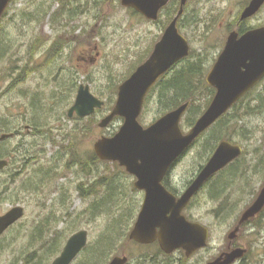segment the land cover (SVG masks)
<instances>
[{
    "label": "rangeland",
    "instance_id": "obj_1",
    "mask_svg": "<svg viewBox=\"0 0 264 264\" xmlns=\"http://www.w3.org/2000/svg\"><path fill=\"white\" fill-rule=\"evenodd\" d=\"M247 1L189 0L186 19L196 21L187 28L184 26L183 33L191 38V46L198 51L209 46L216 49L228 25L232 26L234 15ZM203 20L208 26L203 25ZM260 21L264 23V10L251 22ZM161 36L158 23L123 6L121 0H13L8 6L0 19V137L5 133L17 134L0 142L1 156L11 158L9 168L0 176V212L22 205L25 216L0 238V264H24V257L34 251H37L35 262L51 264L75 232L88 230L91 248L117 223L119 227L111 245L115 244V250L107 251L98 263L116 255L137 257L138 251H156V246L142 249L130 241L142 198L139 192L130 189L125 168L122 167L127 174L110 165L111 172L116 173L114 177H121L122 182L119 183L122 190L110 202L105 200L104 189L81 196V183L88 188L89 180L94 182L111 174L105 163H94L91 175L86 176L76 161L78 158L64 149L74 143L83 159L87 158L99 138L112 136L119 130L123 117L118 116L106 128L99 127V122L112 111L119 85L146 61ZM88 52L94 60L82 61L81 56ZM18 79L21 80L17 82ZM80 84L88 85L94 95L105 101L96 115L68 116ZM200 98L196 104H205V97ZM241 108L244 117L235 121L231 129L224 124L219 136L229 135L243 143L246 147L243 161L252 168L260 162L256 147H261L259 155L264 153V104L261 112L251 115L244 113V106ZM161 110L155 90L148 97L139 121L152 124ZM200 110L194 113L196 118ZM188 113L186 118L193 114ZM212 141L209 131L176 167L174 176L180 186L205 163ZM68 160L76 161L75 165H67ZM260 184L261 179L255 187ZM231 198L228 200L234 202ZM249 199L245 196L239 202L244 205ZM219 202L218 198L201 193L187 211L193 219L207 224L212 234L206 251L189 258L184 253L177 254L181 257L178 264H203L228 241L237 211L219 218L214 211ZM39 225L41 234L36 235ZM240 243L250 251L245 264H264L263 232L248 228L240 234ZM85 254L75 264H82L87 259Z\"/></svg>",
    "mask_w": 264,
    "mask_h": 264
},
{
    "label": "water",
    "instance_id": "obj_2",
    "mask_svg": "<svg viewBox=\"0 0 264 264\" xmlns=\"http://www.w3.org/2000/svg\"><path fill=\"white\" fill-rule=\"evenodd\" d=\"M168 1L121 0V3L123 6L134 8L146 18L155 20L158 18L159 10ZM11 2L12 0H0V19ZM186 2L187 0H181L179 13L155 44L146 61L120 84L117 101L112 111L99 122V127H108L118 116L123 117L124 122L114 135L99 138L94 144V151L100 160L118 162L120 166L125 167L127 172L138 178L136 187L147 191L143 208L130 238L144 244L159 240L161 248L167 253L184 248L190 255L206 245L208 231L201 224L190 222L182 214V210L212 175L241 153V148L223 141L179 199L170 194L161 181L169 166L191 143L264 76V27L249 31L241 39L237 38L236 33L230 35L225 51L208 76L209 83L218 90L217 95L188 133H183L180 121L190 105L189 102L145 127L139 121V117L148 92L161 76L190 53L189 42L177 27ZM263 3L264 0H252L242 17L254 15ZM104 105V100L94 95L88 85L82 84L74 104L68 111V116L73 117L76 114L82 118L88 117ZM13 135L5 133L0 139L4 140ZM8 165V159L0 158V170ZM263 206L264 189L246 212L243 220L254 216ZM24 216L25 208L22 205H16L6 213L0 214V237ZM87 243L88 231L74 233L52 264H70ZM244 252V249L235 250L224 264L243 256ZM127 261L126 256H116L109 264H126ZM218 263L219 260L211 264Z\"/></svg>",
    "mask_w": 264,
    "mask_h": 264
},
{
    "label": "flooded vegetation",
    "instance_id": "obj_3",
    "mask_svg": "<svg viewBox=\"0 0 264 264\" xmlns=\"http://www.w3.org/2000/svg\"><path fill=\"white\" fill-rule=\"evenodd\" d=\"M251 1L252 0H248L243 5V7L240 8V10L236 13V15H234V17H233L234 22L230 21L232 23V26L230 24L228 25V27L226 28V30L223 33L222 38L218 41V47L216 49L209 46V48L204 47V49L202 51H198L197 49H195L194 47L191 46V42H190L191 38L189 39L188 36L185 33H183V29H185V27L187 28L188 25H193L194 22L196 21L194 18L192 20L186 19V17L188 16V12H189L186 10L187 4L189 2V0H187L186 4L184 6V12L178 19L177 27H178L179 32L188 40L189 45H190V53L187 57H189L191 53H196L197 55H200L202 57V64H201L202 74L200 75V78L195 79L196 84L199 85V87L197 89H195V98L187 99L185 102L182 103V104H184L186 102L190 103L187 111L183 114L181 121H180V126H181V129H182L184 134L188 133L194 127L197 120L207 111L209 106L212 104L215 96L217 95L218 90L214 85L209 83L208 76L211 73L216 62L219 60V58L221 57V55L225 51V48L227 47V43H228L230 35L233 33H236L237 38L241 39V37L244 36L249 31L264 27V23L261 21L258 22L259 24L251 22L252 20L259 18L260 15L263 13L264 3L262 4V6L259 8V10L254 15L247 17V18L242 17L244 10L250 4ZM130 8H132V7H130ZM180 9H181V0H169L159 10L158 18L155 20L148 19L144 15H142L141 13L140 14L144 18H146L147 20H152V21H155L156 23H158L161 30H162V36H163L167 27L173 21V19L177 16ZM207 18H210V16ZM233 23L235 24L234 26H233ZM204 24H206L208 26V23H206V20L205 21L203 20V25ZM209 31L210 30L208 29V32ZM162 36H161V38H162ZM57 45H58V42L55 44V46H57ZM154 47H155V45H154ZM52 52H55V51H52ZM187 57L181 59L169 71H167L163 76H161L160 79L156 82V84L154 86H156L157 83H159L162 80L166 81V80L171 79L176 74L177 70L181 68L182 64L184 63V61ZM81 58H82V61H84V62H92L94 60V57L92 55H90V52L84 53V55L81 56ZM243 69H245V68H243ZM81 85L82 84H80V86ZM80 86H79V88H80ZM79 88H78V91H79ZM153 88L154 87H152L150 89V91L148 92L146 99H145V103L148 100V97L151 95ZM77 94H78V92H77ZM157 95H158V92H157ZM200 97H205V98H203V101H205V104H204V102L199 103V104L203 105L202 106L203 108L201 109V107H200L201 110L198 114V118L196 119V121L193 124L188 125V120H189L188 118L189 117L186 118V116H187V114H189L188 112H189L190 108L192 107V105H195L196 102H198L201 99ZM172 100H175V99H171V101ZM182 104H180V105H182ZM263 104H264V76H262L260 79H258V81L253 85V87H251L245 94H243L233 104L232 107H230L210 127H208L204 132H202L191 143V145L169 166V168L167 169V171L165 172V174L162 178L161 184L163 185V187L170 194L175 196L176 199H179L183 196V194L187 191V189L192 185V183L198 177L200 172L208 164L211 157L213 156V154L215 153V151L217 150V148L219 147V145L223 141H227V142L231 143L233 146H238L241 148V153L236 158H234L232 161H230L227 165H225L220 170H218L214 175H212L199 188V190L193 195V197L191 198V200L189 201L187 206L184 207V209L182 210V214L190 222L199 223L205 229H207L208 238H207L206 245L195 250L190 255H188L187 250H185L184 248H177L174 251H172L171 253H167L166 251H164L161 248L159 240H155L154 242L149 243V244H144V243H140L136 240L131 239L130 235H129L130 241L132 243H134L135 245H137L138 247L140 246L143 249L145 246H147V247L148 246H153V247L156 246L157 249L155 252H153V250L138 251L137 257H130L129 255L124 254V255H122V257H124V256L128 257V261L126 262V264H178L179 261L181 260V257L177 256V254H183L184 253V255L187 258H189V257L195 256L196 254H198L200 252L206 251L210 245L209 239L211 238V234H212L210 227L207 224H205L203 221H201L199 219L198 220L193 219V217L191 215L187 214V211H189L191 205L193 204V202L196 200V198L201 193H205V195L207 197L210 196L213 199L218 198L220 200L219 206H218L219 208L214 210L215 212L219 213V218H221L223 216H227L230 213V211L231 212L234 211V213L237 211L235 213L236 218L233 222V225L230 227V232L228 233V236H227L228 241L225 242L223 248L220 249V251L215 256L207 257L206 260L203 261V264H211L217 260H219L218 264H224L227 260L230 259V255L233 254V252L237 249H244L245 250L243 256L236 257L229 264H245V263H247V261L249 260L250 251H249V248L247 245L242 246V244L240 243V234H242V232L247 230L248 228H250L251 230H256V231L260 230V232L264 233V206L254 216H251V217L243 220V217L246 214V212L255 203V201L259 198L261 192L264 189V153H261L259 155L261 147H256V156L259 159L257 162H259V161L260 162L258 164H255L254 166H251L252 168H249V163L243 161L244 159H246L245 158L246 157L245 145L243 143H239V142L234 141L229 135H228V137H226V136L220 137L219 134H220V131L222 130L221 127H223L224 124H225V126H228L229 129H231V125L235 121L241 120V117H244L243 112L241 110L242 109L241 106H244L243 109H244L245 114L249 112L248 114L251 115L252 113L261 112L260 110H261V107L263 106ZM144 106H145V104H144ZM179 106H176L173 109L164 112L163 114L160 115V117H162L163 115L167 114L170 111L177 109ZM142 123L145 125V127H148L149 125H151V124H149V125L145 124V122H142ZM185 127L187 128L186 130L184 129ZM209 131H211V139L214 140V141H212V144H211V153L208 155V158L206 159L205 163L200 164L199 167L195 170V172L189 178L186 179V181L182 184V186H180V184L178 183V180L174 176V171H175L176 167L179 165V163H181L182 159L185 158L186 155L195 147V145L200 141V139L204 135H206V133H208ZM14 134H17V133H14ZM2 141L3 140L0 139V142H2ZM1 155L2 154H0V158H3V159L6 158V157H3ZM6 159L9 160V165L7 167H5L4 169L0 170V176L2 173H4L9 168V166L11 164V158L9 157ZM125 170H126V168H125ZM126 172H127V170H126ZM127 173L129 174V179H130V185H131L130 189L134 192H136V191L139 192L141 194L140 198H142L141 204L139 202L138 213L136 214V217L134 216L135 220H134L133 226H132L133 227L132 230H133L135 225H136V222L138 220L139 214L143 208L147 191L145 189H138L136 187V182H137L138 178L135 175L130 174L129 172H127ZM259 179H261V184L259 187H255V184H256L257 180H259ZM91 190H92V192H94L93 188H91ZM0 191H1V183H0ZM230 196H232L231 199H234V202H230V200H228V198ZM245 196L246 197L249 196L250 201H249V203L242 205V203L239 201H241V199ZM6 212H4V213H6ZM4 213L0 212V214H4ZM169 215H171V213H169ZM220 220L223 221L222 219H220ZM235 223H236V226H235ZM81 230H86V229H81ZM81 230H79V231H81ZM158 230H160V228H158ZM86 231H88V230H86ZM89 237L90 236H89V232H88V243H87V245L70 264H75L78 261L79 257L86 253V248L89 246ZM102 237H100V239ZM98 242L99 241H97V244H98ZM260 243L263 244L262 241ZM157 251H159V252L157 254H155ZM116 256H120V255H116ZM116 256H114V257H116ZM176 256H177V258H175ZM114 257H112V258L108 257L101 264H109L114 259ZM98 262H99V260H98ZM82 264H86L85 261H83Z\"/></svg>",
    "mask_w": 264,
    "mask_h": 264
},
{
    "label": "trees",
    "instance_id": "obj_4",
    "mask_svg": "<svg viewBox=\"0 0 264 264\" xmlns=\"http://www.w3.org/2000/svg\"><path fill=\"white\" fill-rule=\"evenodd\" d=\"M196 55H197L196 53H191L190 56L185 59L181 68L177 70L176 74L171 79L166 80V81H163V80L160 81L152 89V92H154L155 90H157L158 92V95H157L158 101L160 102L161 109H162L161 114H163L164 112L168 110L173 109L176 106H179L180 104L185 102L187 99L195 98V89L199 87V85L196 84L195 79L200 78V75L202 74L201 72L202 57L200 55H197V56ZM20 80L21 79H18L17 82H19ZM171 99H175V100L171 101ZM35 105L39 106L38 104H35ZM202 106H203L202 104L192 105L189 111H190V115L191 113L193 114L191 117L188 118L189 119L188 125H191L196 121L197 118L195 117L194 113H196L198 109L200 110V107ZM99 111L100 110H98L97 112ZM95 122L97 123L96 119H95ZM64 150L70 153L72 156L74 157L76 156L75 158H78V160L76 161L81 165V170L83 173L86 174V176L91 175V168H92V164L94 163L96 165L99 163H105L107 165L105 168H107V170L109 169V172L111 174V176L110 175L108 176L107 174L102 175L98 179L96 178L94 182L89 180L87 184L88 188H85L84 187L85 185L83 186L84 183H81L79 185L81 196H91L93 195V193L95 192L97 193L99 191L102 192V190L104 189L103 192L106 194L105 200L106 201L109 200L110 202L111 199L115 198L118 195L119 191L122 190V188H120V185H119V183H122L120 180L121 177H119V179L114 177L116 176L115 175L116 173L111 172L112 168L110 167V165L112 164L113 166L117 167L119 170H122L124 174H127V173L122 167L119 166L117 162L100 160L99 157L96 155L95 151H93L87 158L83 159V154L77 151V147L74 143L69 144V146L65 148ZM75 162H70L68 160L67 165L74 166ZM106 179H109V182H106ZM91 188L94 189V192H92ZM98 203L99 202L97 201V205ZM102 204H99V205H102ZM91 205L93 207L96 206V204L94 203ZM118 227H119L118 223L113 225L112 228L110 229V232L103 235L101 239L99 238L100 240L95 247L90 248L88 246L86 248V254L84 256V258H87L85 260L86 264H101V263H98V260H101L103 256L107 253V251H112V249L115 250V247H114L115 244L113 246L111 245H112V242L114 241L113 235L116 233V229L118 230ZM38 230L40 231L42 230L40 225L37 231L35 232L36 235L41 234V233L40 234L38 233ZM42 238H43V235H42ZM56 238H54L53 241H55ZM36 252L35 251L29 252L27 256L24 257V261H25L24 264H39V262H35Z\"/></svg>",
    "mask_w": 264,
    "mask_h": 264
}]
</instances>
